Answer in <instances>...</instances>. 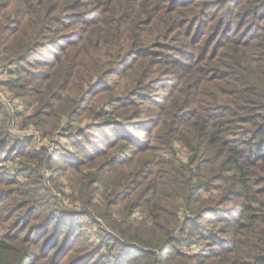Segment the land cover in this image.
Returning a JSON list of instances; mask_svg holds the SVG:
<instances>
[{
  "label": "trees",
  "instance_id": "16d2710c",
  "mask_svg": "<svg viewBox=\"0 0 264 264\" xmlns=\"http://www.w3.org/2000/svg\"><path fill=\"white\" fill-rule=\"evenodd\" d=\"M0 64L43 136L74 141L14 136L23 108L0 102V264H264V0H0ZM161 76L173 91L212 86L193 127L180 107L139 109Z\"/></svg>",
  "mask_w": 264,
  "mask_h": 264
},
{
  "label": "rangeland",
  "instance_id": "374dc122",
  "mask_svg": "<svg viewBox=\"0 0 264 264\" xmlns=\"http://www.w3.org/2000/svg\"><path fill=\"white\" fill-rule=\"evenodd\" d=\"M91 17H92V19H91ZM87 19H91L92 22L95 21L94 16H92V14H89ZM109 19H110V16H105L103 18V23L100 26L103 28L105 23H107V20H109ZM259 23L262 24V21H260ZM84 24L85 23L83 21L72 22L71 24H68L69 26L63 30V33H66L67 37H69L71 39L72 37L70 35H73L75 30L81 29ZM149 30L150 31H156V28L150 26ZM246 31H248V30H246ZM105 35H106V33H105ZM72 41H74V40H72ZM72 41H69V43ZM49 49L55 50V48H49ZM188 49L190 51H192L191 47H189ZM46 50H47V48H45L44 51H46ZM46 53L47 52H45L43 57L34 59V61H35L34 66H30V65H27V66L30 68H34V67L35 68H43L44 66L39 62L53 61V58H50V55H48V53L47 54ZM84 56H87L86 59L88 58L86 51L85 50L80 51V57L78 55V56H76V59H78V61L79 60L83 61V63H85V64L91 63V61L86 60ZM181 57L183 58V56H181ZM185 60H186V58H185ZM130 62H132V61L126 62L125 63L126 66L129 65ZM79 63H80V61H79ZM105 63H106V65L108 64L107 61H105ZM125 64H123V65H125ZM184 65H185L184 68L191 66V64L189 62H185ZM15 68H16V66L14 67V69ZM192 68L193 67H189V69H186L184 71V73L185 74L190 73L191 72L190 69H192ZM82 69H83V71H85L86 66H84ZM0 71L8 74L9 69L3 70L1 68V64H0ZM199 75H201V78L203 80L207 79L208 84L211 83L210 79H212L215 76L212 68L208 67V66L206 69L202 70ZM165 77H167L168 79L173 78L174 81L176 80L175 77H173V76H161L162 79L160 82H154V83L150 84L149 88H147L145 90L144 94L142 96H140L137 100L139 102L138 103L139 109H147V110H150L152 112H159L158 107L163 106L165 103L172 105V106H177V107H180V110L178 111L179 112L178 116L186 119L185 125H189V126L193 127L194 124L196 123V119L193 117H194L195 113H196V115H198V107L197 106H199L200 108L205 109L207 111L210 110L209 106H212V103L209 101L211 98L208 97V94L210 95L213 92V89L209 88L210 85H206V84L201 85V81H199L197 79V80H192V81L188 82V84L184 85V87L180 86L181 89H176L175 91H173L172 88H168L169 84H167L165 82V80H166ZM118 78L119 77L117 75H110V76H107L105 79H106V82H109L112 85L114 81H118ZM98 80H99V77L95 76V81H98ZM5 82H6L5 80H0L1 86H3V89H1V91H0V95L1 94L4 95V99L0 96V102L3 105H6V107L12 113L14 111H16V112L20 111L23 108L22 116L18 115V117H16L9 125L12 134L14 136L18 135L20 137L21 136L24 137L26 135L35 136L36 141H37L36 142L37 145L39 147L45 146L50 151H55L57 149V146H59V145H60V147H63L62 145H65L68 148L72 149V147L74 146V141L71 139H68V138L61 137V135L58 134L59 131H57V133H55L52 138H50V136H43L42 132H44L45 130L44 129L42 130V129H40V127H38V125H37L38 119H31L30 118L34 112L36 105L30 106L31 99L25 95L26 94L25 90H22V89L11 90L5 84ZM124 82H122V83H124ZM103 87H105L104 84H102L101 87L97 88L95 91L98 92ZM210 87H212V86H210ZM191 100H194L192 102L193 103L192 105L190 104ZM141 117H145V116L142 115ZM85 123H86V119H83L81 122L76 123V126L79 124H85ZM148 125L150 127V130L152 129V131L154 132L155 128L153 126H151L150 124H148ZM71 127H75V126H71ZM179 128H181V127H179ZM180 130L185 131V126L182 125V128ZM96 132H98V131H96ZM134 132L136 134L140 135V137L142 139L146 140L147 134L144 130L136 129V130H134ZM185 134H186V132H185ZM53 138L55 140L54 141L55 143L52 142ZM57 141H58L59 145H58ZM56 143H57V145H56ZM176 148L178 151L177 157H178L179 161H181L183 163L188 162L190 155H191L190 150L186 146H183L180 143L176 144ZM18 159H20V158L16 157L15 161L11 160L10 162H8V164L14 165L11 167L16 169V166H20ZM58 159L61 160L60 157ZM23 164L24 165L27 164L25 159H24ZM29 164L32 165V163H29ZM21 165H22V163H21ZM60 172L63 173L64 171H60ZM50 174H51L50 172L47 173V175H50ZM62 179H63L64 183H67L66 178H62ZM64 194H65L64 191L58 192V196L60 198L65 197V196H63ZM68 202H69V200H68ZM66 205L72 207L71 204L66 203ZM86 225H88V224H86ZM89 228H90V230H88V233L90 235H92V239L98 241V235H100L98 230L94 229L90 225H89ZM202 245H204V243L198 241L195 244H193L191 247H189L187 250L190 251V254H196L201 250Z\"/></svg>",
  "mask_w": 264,
  "mask_h": 264
},
{
  "label": "built area",
  "instance_id": "2783aa9c",
  "mask_svg": "<svg viewBox=\"0 0 264 264\" xmlns=\"http://www.w3.org/2000/svg\"><path fill=\"white\" fill-rule=\"evenodd\" d=\"M8 75L9 74L0 71V80H5V81L8 80V77H9ZM1 89H3V86H1V83H0V91H1ZM0 96L4 99V95L3 94H1Z\"/></svg>",
  "mask_w": 264,
  "mask_h": 264
}]
</instances>
